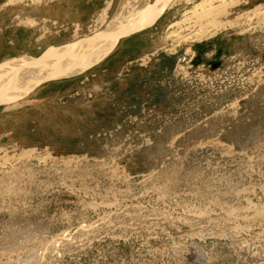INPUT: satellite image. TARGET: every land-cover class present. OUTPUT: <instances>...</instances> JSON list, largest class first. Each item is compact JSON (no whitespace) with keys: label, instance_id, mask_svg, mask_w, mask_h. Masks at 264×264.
Instances as JSON below:
<instances>
[{"label":"rangeland","instance_id":"1","mask_svg":"<svg viewBox=\"0 0 264 264\" xmlns=\"http://www.w3.org/2000/svg\"><path fill=\"white\" fill-rule=\"evenodd\" d=\"M7 1L0 64L95 35L123 2ZM199 1L0 107V264H264V25L237 20L264 0L173 39Z\"/></svg>","mask_w":264,"mask_h":264},{"label":"bare ground","instance_id":"2","mask_svg":"<svg viewBox=\"0 0 264 264\" xmlns=\"http://www.w3.org/2000/svg\"><path fill=\"white\" fill-rule=\"evenodd\" d=\"M21 0H8L3 7L16 6ZM178 0H157L155 4H150L148 0H123L120 10L116 13L115 17L107 25L105 29L96 33L95 35L81 39L77 42L68 43L58 47H52L46 52L49 61L55 57H83V61H93L105 55L110 49L113 48L114 43L118 37L124 33H131L136 30L147 27L150 23L157 20L164 10L169 6L172 7ZM192 3L196 0H186ZM243 0H200L191 10L187 11L184 19L177 21L169 26L171 31L170 36L175 40H201L215 35L218 31L238 25V22L229 20H220L222 16L228 15L230 8L234 5L241 3ZM112 6V1L107 2V6L101 15V22L107 20L108 11ZM250 13V15H249ZM247 14V17H244ZM238 17L245 19L241 26V31H248L256 29L259 25H264V7L258 5L255 9L246 12ZM30 21V20H29ZM34 22V21H30ZM106 22V21H105ZM170 37V38H171ZM70 48V49H68ZM81 50H84L82 54ZM62 53V54H61ZM44 54V55H45ZM21 60H29V57H22L10 59L0 65L1 71L9 70L10 68L20 69V67L29 64L28 62H19ZM84 61V62H85ZM31 76L30 83L20 81L13 86L12 93H19L27 88L33 81L37 80L42 75L34 73ZM29 78V79H30ZM20 104L14 103L6 107L7 109L14 108Z\"/></svg>","mask_w":264,"mask_h":264},{"label":"water","instance_id":"3","mask_svg":"<svg viewBox=\"0 0 264 264\" xmlns=\"http://www.w3.org/2000/svg\"><path fill=\"white\" fill-rule=\"evenodd\" d=\"M142 29L136 30L134 32L140 31ZM134 32L127 33V34L126 33L121 34L118 37L117 41L114 43L113 48L115 47V45L121 38L126 37ZM82 59L83 57H80V56L79 57L77 56L67 57V59H64V56L60 55L59 57H55L53 60L49 61L50 59L47 56V54L45 55L43 54L39 58L29 57V60L19 61L22 63L23 62L29 63L25 66L20 67V69H17V67L16 68L14 67L12 69L10 68L7 71L5 70L1 71L2 73H0V107L10 106L11 104L17 103L25 99L31 94L32 91H34L37 87L41 86L44 83H47L49 81L56 80V79H59L65 76H69L75 72L80 73L83 70H85L87 67L100 61L101 57L93 60L92 62L91 61L86 62L85 60L84 62L82 61ZM30 69L34 70L35 73L37 72L38 74L42 76L39 77L37 80L33 81L30 85H27V88L24 91L19 92V93H12L13 86L19 81L28 80L27 82L30 83L31 76L27 74V72L30 71ZM32 75H34V73H32Z\"/></svg>","mask_w":264,"mask_h":264}]
</instances>
